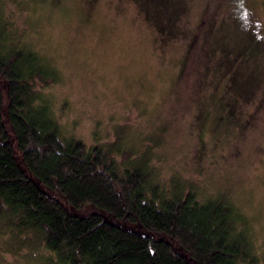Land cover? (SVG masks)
<instances>
[{
	"label": "trees",
	"instance_id": "trees-1",
	"mask_svg": "<svg viewBox=\"0 0 264 264\" xmlns=\"http://www.w3.org/2000/svg\"><path fill=\"white\" fill-rule=\"evenodd\" d=\"M134 1L162 37H174L181 12L177 0ZM212 1L190 42L188 61L204 46L201 39L216 19L210 13ZM3 4L0 1L2 260L22 255L38 264H264L247 218L226 194L204 195L179 176L159 182L150 148L134 158L133 148L126 151L121 139L87 144L69 135L54 116L49 97L48 89L59 79L57 70L25 39L14 17L27 2L13 0L10 16ZM236 7L230 8L238 25L249 21L250 10ZM245 50H228L231 60L224 57L220 62L228 66ZM216 52L213 47L199 51L208 62ZM235 76L232 92L245 99L264 81V73ZM236 111L234 100L227 114L208 119L201 112L197 118L221 132Z\"/></svg>",
	"mask_w": 264,
	"mask_h": 264
},
{
	"label": "rangeland",
	"instance_id": "rangeland-1",
	"mask_svg": "<svg viewBox=\"0 0 264 264\" xmlns=\"http://www.w3.org/2000/svg\"><path fill=\"white\" fill-rule=\"evenodd\" d=\"M25 1L28 7L14 17L57 70L49 97L68 134L87 144L121 139L134 158L150 148L159 182L179 176L204 195L226 194L264 256V81L248 99L231 89L234 72L236 79L264 73V0H213L216 19L189 61L208 0H177L174 37H162L134 0ZM4 4L10 16L13 0ZM238 5L250 10L239 25L230 8ZM239 46L246 50L224 67L220 61L233 56L226 51ZM205 47L218 52L214 61L199 53ZM234 100L236 115L221 132L212 122L201 125L199 113L227 114ZM35 260L0 256V264Z\"/></svg>",
	"mask_w": 264,
	"mask_h": 264
}]
</instances>
